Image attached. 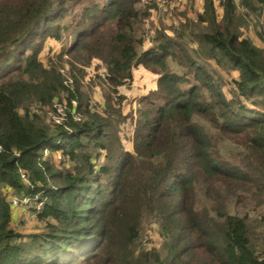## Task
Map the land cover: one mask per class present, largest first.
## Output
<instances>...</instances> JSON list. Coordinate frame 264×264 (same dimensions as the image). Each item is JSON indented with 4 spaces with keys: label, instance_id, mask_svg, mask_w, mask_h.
<instances>
[{
    "label": "trees",
    "instance_id": "1",
    "mask_svg": "<svg viewBox=\"0 0 264 264\" xmlns=\"http://www.w3.org/2000/svg\"><path fill=\"white\" fill-rule=\"evenodd\" d=\"M201 1L146 48L150 0H0V264H264V0ZM137 67L156 88L123 113ZM13 194L41 231L10 227Z\"/></svg>",
    "mask_w": 264,
    "mask_h": 264
},
{
    "label": "rangeland",
    "instance_id": "2",
    "mask_svg": "<svg viewBox=\"0 0 264 264\" xmlns=\"http://www.w3.org/2000/svg\"><path fill=\"white\" fill-rule=\"evenodd\" d=\"M156 3V10L151 11V25L145 28L144 36L148 41L145 45L146 48L151 47L152 40L156 36V32L164 31L168 35H173V30L180 27L181 24H184L187 21L194 20L195 16L202 12V1L201 0H150ZM215 5H217L218 0H213ZM218 8V7H217ZM218 12L220 10L218 9ZM256 26L253 23L248 25V30L245 36H249L254 44L257 46L260 45V42L256 36ZM55 47L57 50L59 45L52 41L48 40L45 44L44 54L48 52L49 48ZM100 63L98 61H93L89 67L84 70V78L82 81V85L86 87H92L90 90L91 100L93 104H101L102 103V91L99 86H94L91 84L92 80L97 76V67H99ZM233 74V76H235ZM156 75L151 76L148 72L141 71L135 75L134 81L128 86L123 87L119 90L120 94H124L126 99L123 104V113H127L130 110L135 111L136 109V101L146 95L149 91L153 90L156 82ZM228 81V80H227ZM89 88V89H90ZM88 89V90H89ZM225 92V90H224ZM226 93V92H225ZM144 94V95H142ZM229 97V94H227ZM53 114L51 112L47 113L45 116L47 120H50V117ZM220 154L223 158L229 157V155L234 152V145L229 143L228 141H223L219 144ZM126 150L131 151V143L128 142L125 144ZM55 161L58 162V156H55ZM18 199H23L21 197L16 196ZM41 207V206H40ZM36 207L33 205L32 209L34 210ZM36 211V210H34ZM13 216L11 223V228L19 235L28 236L33 233H37L42 229V223L39 222L37 218L33 215V212L29 210L27 207H18L13 209ZM261 218L264 217V208L260 212ZM264 222V221H263ZM260 234H264V223L261 226L259 231ZM161 246V239L156 232V226L144 221L140 225V236L139 240L136 243V250H150L155 249L159 252ZM204 256V255H203ZM205 258V256H204Z\"/></svg>",
    "mask_w": 264,
    "mask_h": 264
},
{
    "label": "built area",
    "instance_id": "3",
    "mask_svg": "<svg viewBox=\"0 0 264 264\" xmlns=\"http://www.w3.org/2000/svg\"><path fill=\"white\" fill-rule=\"evenodd\" d=\"M21 178L24 182H26V177L24 175H21ZM9 201L12 209L18 207H27L29 209H32V206L34 205L36 207L34 210L36 211H33V213L38 212L41 206V203L35 204L34 201L30 198L24 197L23 199H18L14 194L10 195Z\"/></svg>",
    "mask_w": 264,
    "mask_h": 264
},
{
    "label": "crops",
    "instance_id": "4",
    "mask_svg": "<svg viewBox=\"0 0 264 264\" xmlns=\"http://www.w3.org/2000/svg\"><path fill=\"white\" fill-rule=\"evenodd\" d=\"M141 71H144V72H147V71H145L142 67H137L135 70H133V80L132 81H134V79H135V75L136 74H138L139 72H141ZM148 74L149 75H151V76H155V75H153V74H151V73H149L148 72ZM156 79H157V77H156ZM132 83V82H131ZM129 86V85H128ZM128 86H126V87H128ZM155 88H156V82H155V86H154V88H153V90H155ZM123 89V88H122ZM153 90H151V91H153ZM123 94V93H122ZM124 95V94H123ZM142 95H144V94H142ZM125 96V95H124ZM126 97V96H125ZM14 215V214H13Z\"/></svg>",
    "mask_w": 264,
    "mask_h": 264
}]
</instances>
